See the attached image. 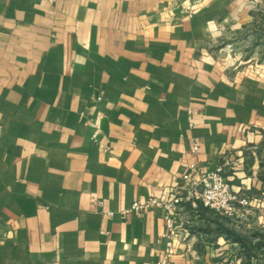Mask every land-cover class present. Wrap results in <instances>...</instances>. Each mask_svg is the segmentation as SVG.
<instances>
[{
    "label": "crops",
    "instance_id": "obj_1",
    "mask_svg": "<svg viewBox=\"0 0 264 264\" xmlns=\"http://www.w3.org/2000/svg\"><path fill=\"white\" fill-rule=\"evenodd\" d=\"M249 17L245 0H0V264H242L224 252L262 242L264 68L220 41ZM216 168L249 199L239 218L184 202L169 248L162 208L123 213Z\"/></svg>",
    "mask_w": 264,
    "mask_h": 264
},
{
    "label": "built area",
    "instance_id": "obj_2",
    "mask_svg": "<svg viewBox=\"0 0 264 264\" xmlns=\"http://www.w3.org/2000/svg\"><path fill=\"white\" fill-rule=\"evenodd\" d=\"M198 146L193 147L197 151ZM194 166H190V171ZM180 179L183 185L169 189L164 199L149 197L144 200H134L123 210L124 214L145 213L154 207L163 210L164 232L167 247L173 246L175 238L181 235L182 227L179 212L184 202H189L193 208L203 207L221 216L235 219L241 206L249 204L247 197L230 188L224 179L221 168L198 173L194 179L191 172L183 174ZM166 263L161 260L159 264Z\"/></svg>",
    "mask_w": 264,
    "mask_h": 264
},
{
    "label": "rangeland",
    "instance_id": "obj_3",
    "mask_svg": "<svg viewBox=\"0 0 264 264\" xmlns=\"http://www.w3.org/2000/svg\"><path fill=\"white\" fill-rule=\"evenodd\" d=\"M245 11L250 19L237 29L227 30L221 37L220 45L225 49L231 61L240 69L244 68L257 72L256 70H260V66L264 68V0H245ZM248 206L249 204L241 206L236 218H239L241 212L246 210ZM254 231L256 235L253 233L252 236H259L262 243L257 249L251 250L250 255L243 252V249L236 250L235 248H229L224 253L242 254L246 257L244 260L250 257L251 264H264V229ZM230 264H236V261H232Z\"/></svg>",
    "mask_w": 264,
    "mask_h": 264
},
{
    "label": "trees",
    "instance_id": "obj_4",
    "mask_svg": "<svg viewBox=\"0 0 264 264\" xmlns=\"http://www.w3.org/2000/svg\"><path fill=\"white\" fill-rule=\"evenodd\" d=\"M262 242H257L255 244H253L250 240H245V241H242L241 244H242V251L245 252L246 254L250 255L251 253V250L253 249H257L258 246L261 244ZM243 264H251L250 263V257L247 258V260H245L243 262Z\"/></svg>",
    "mask_w": 264,
    "mask_h": 264
}]
</instances>
